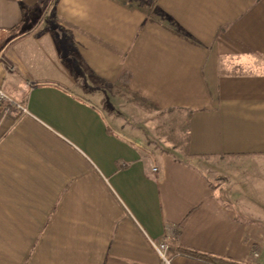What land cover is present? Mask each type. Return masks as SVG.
<instances>
[{
    "label": "crops",
    "instance_id": "obj_1",
    "mask_svg": "<svg viewBox=\"0 0 264 264\" xmlns=\"http://www.w3.org/2000/svg\"><path fill=\"white\" fill-rule=\"evenodd\" d=\"M0 45V264H264V0H0ZM123 75L178 153L107 115Z\"/></svg>",
    "mask_w": 264,
    "mask_h": 264
},
{
    "label": "rangeland",
    "instance_id": "obj_2",
    "mask_svg": "<svg viewBox=\"0 0 264 264\" xmlns=\"http://www.w3.org/2000/svg\"><path fill=\"white\" fill-rule=\"evenodd\" d=\"M129 98L115 96L111 102H106L104 110L107 115L139 135L154 152L178 153L184 147L185 114L151 111L148 105L139 106ZM248 263L254 264L251 261Z\"/></svg>",
    "mask_w": 264,
    "mask_h": 264
},
{
    "label": "trees",
    "instance_id": "obj_3",
    "mask_svg": "<svg viewBox=\"0 0 264 264\" xmlns=\"http://www.w3.org/2000/svg\"><path fill=\"white\" fill-rule=\"evenodd\" d=\"M49 1L51 3H53L55 0H48V2ZM152 1L154 2V0H152ZM130 4H132L131 6H133L134 8H137V9L143 11L151 19H155V20L161 21L162 23L163 22L167 23V25L169 27H171V28H176L175 25H173L172 22L164 20V18H162L160 15H156L154 13H151V8L149 6H147V5H138L136 3H130ZM173 30H175V29H173ZM111 89H112V92L115 95L119 96V97H127V96L131 97V98H129V100H131L132 102L137 103L139 106L143 107L145 105H148V107H149V109L151 111L158 110V108L155 105H153L152 103H150L149 101L142 99L140 96H138V95H136L134 93H131V91L127 87V79H126L125 75L120 77L119 80L112 85ZM171 113L180 114L181 110H172V109L167 110V114H171ZM190 114H191V112H187L185 114L184 123H185V121H187V123H188ZM187 128H188V125L185 124L184 125V129H185L186 135L182 139V141L184 142V145H185V143H188V133H187L188 130H187ZM189 254L191 256L195 257V258L203 259V260H206L208 262H214L216 264H239V263L226 262V261H223V260H215V259L209 258V257H207L205 255H201V254L194 253V252H190ZM241 264H249V263L247 262V263H241Z\"/></svg>",
    "mask_w": 264,
    "mask_h": 264
},
{
    "label": "built area",
    "instance_id": "obj_4",
    "mask_svg": "<svg viewBox=\"0 0 264 264\" xmlns=\"http://www.w3.org/2000/svg\"><path fill=\"white\" fill-rule=\"evenodd\" d=\"M5 102H11V99L0 89V108L1 105ZM17 107L21 112H25V109L21 105H17ZM152 245L160 259L163 261V263L169 264V259L167 257L168 244L166 242H163L158 245L152 243ZM258 255V252H254L252 256L254 258H257Z\"/></svg>",
    "mask_w": 264,
    "mask_h": 264
}]
</instances>
